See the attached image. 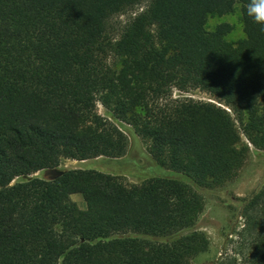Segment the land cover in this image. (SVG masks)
Masks as SVG:
<instances>
[{
  "label": "trees",
  "instance_id": "trees-1",
  "mask_svg": "<svg viewBox=\"0 0 264 264\" xmlns=\"http://www.w3.org/2000/svg\"><path fill=\"white\" fill-rule=\"evenodd\" d=\"M144 3L113 37L111 19ZM247 3L0 0V264H194L208 250L201 189L232 182L264 151V32ZM236 4L243 38L226 39L228 22L206 28ZM196 89L217 103L172 97ZM97 103L152 164L188 181L127 184L83 168L31 177L64 159L124 155L126 134ZM241 214L246 264H264V180Z\"/></svg>",
  "mask_w": 264,
  "mask_h": 264
},
{
  "label": "rangeland",
  "instance_id": "rangeland-1",
  "mask_svg": "<svg viewBox=\"0 0 264 264\" xmlns=\"http://www.w3.org/2000/svg\"><path fill=\"white\" fill-rule=\"evenodd\" d=\"M145 6L146 3L113 17L111 22L115 30L111 31V35L117 38L121 26ZM222 22L232 25L231 31L226 35L227 40L235 42L245 36L239 4H236L230 13L210 16L207 19L206 28L213 30L217 24ZM172 97L216 102L209 94L198 89L189 92L173 90ZM97 109L101 115L112 120L126 134L128 144L124 155L117 158L98 156L82 161L64 159L56 168L37 171L30 175L31 177L51 179L64 170L83 168L117 175L127 184L140 183L152 175L176 177L184 182L188 181L185 175L152 164L147 144L133 131L131 126L115 119L100 103H97ZM20 180L22 178L18 177L13 182ZM263 180L264 151H253L235 180L222 187L201 189L205 198V207L196 227L208 235L210 246L206 252L195 258L194 264H246L245 254L248 240L241 237L245 224L241 209L245 199L258 188ZM70 197L79 208L85 209L86 199L83 195L74 193Z\"/></svg>",
  "mask_w": 264,
  "mask_h": 264
},
{
  "label": "clouds",
  "instance_id": "clouds-1",
  "mask_svg": "<svg viewBox=\"0 0 264 264\" xmlns=\"http://www.w3.org/2000/svg\"><path fill=\"white\" fill-rule=\"evenodd\" d=\"M245 15L264 32V0H248Z\"/></svg>",
  "mask_w": 264,
  "mask_h": 264
}]
</instances>
